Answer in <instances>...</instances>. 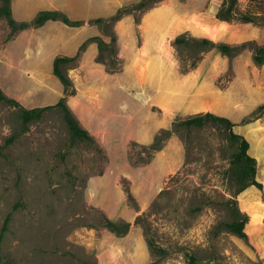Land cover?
Returning a JSON list of instances; mask_svg holds the SVG:
<instances>
[{"label": "rangeland", "instance_id": "374dc122", "mask_svg": "<svg viewBox=\"0 0 264 264\" xmlns=\"http://www.w3.org/2000/svg\"><path fill=\"white\" fill-rule=\"evenodd\" d=\"M142 1L11 0L19 22L41 10H61L85 20L73 29L52 21L13 31L0 16L6 96L26 108L65 98L71 110L84 107L90 116L91 108L108 101L110 112L129 109L157 127L149 143L130 134L106 148L94 135L74 136L60 106L25 128L21 107L0 100V233L9 216L0 264H264V193L240 191L248 180L241 177L239 139L224 124L180 123L208 111L229 117L249 140L262 173L264 61L254 54L264 45V11L247 22L251 0H238L236 15L225 21L217 14L230 0H150L138 7ZM117 14L112 23L96 21ZM112 29L116 53L105 48L100 55L89 39L111 42ZM179 36L190 41L176 44ZM204 37L235 50L226 54L193 41ZM90 42L96 52L84 58L80 48ZM78 52L62 66L73 80L66 87L52 60ZM164 148L168 174L157 185L152 177L142 183L143 167ZM147 187L152 193L142 201ZM243 213L246 237L224 225ZM108 219L130 223L128 232L118 234Z\"/></svg>", "mask_w": 264, "mask_h": 264}, {"label": "trees", "instance_id": "16d2710c", "mask_svg": "<svg viewBox=\"0 0 264 264\" xmlns=\"http://www.w3.org/2000/svg\"><path fill=\"white\" fill-rule=\"evenodd\" d=\"M150 0H143L138 7H142L146 5V3ZM156 2L157 0H153ZM238 0H230L229 5L225 10H220L217 14V17L221 20L228 21L231 18H233L236 15L235 12V6L237 4ZM264 11V0H251L250 8L247 10L246 14L243 15V18L245 21H255L253 18V13L255 12H263ZM0 16H4L7 18L10 26L12 27L13 31L17 30H24L30 27H38L44 25L49 20H60L64 22L65 24L71 25V26H81L85 23L84 20H74L68 16L65 12L61 10H41L36 15V17L31 21H21L19 22L14 16L13 11L11 8V0H4V5L0 7ZM121 18V14H117L109 19L104 18H97V22H101L104 25L108 23H112L114 21H117ZM109 33L112 34L111 36V42L107 43L102 37L95 36L91 39L96 40L99 45L100 55L104 52L105 48H111L113 52L116 53L115 46L117 43V36L115 31H110ZM196 39V38H195ZM190 41L185 36H179L175 39L176 44L181 43H188ZM196 43H201L203 46L214 48L217 47L221 50V52L230 54L235 50V47L228 44V43H217L214 40L204 37L202 39H196L194 40ZM81 50L83 49L80 48ZM80 53L74 57L70 56H57L54 59L53 63V73L60 79V81L66 86L71 87L73 85V81L69 74L65 72L62 68L64 64H67L69 62L75 61L79 57ZM254 58L258 63H262L264 61V45H258L254 54ZM112 71H116L117 69H112ZM0 100H7L12 105L20 106L22 109V120L23 125L25 128H27V125L29 122H31L34 119H39L43 112L49 108L60 106L64 110V116L69 124V127L71 131L73 132L74 136H78L82 139H94L89 131L85 128H83L80 124V121L76 118V116L73 114L71 108L66 103L65 98H61L56 105H48L43 107H34V108H26L22 107L17 99L10 98L4 94V92L0 89ZM261 111H264V105H261L259 108ZM207 122H214L219 124H224L228 131L230 136L233 139H239V152L237 153V158L240 162L243 163L241 177L244 181L248 180L240 189V191H243L250 185H255L258 188H262L263 185L261 182H259L256 179V173H257V159L252 156L249 153L250 149V142L249 140L242 134L235 132L234 126L236 125L229 117L224 115H219L214 112L208 111L205 113H200L196 115H192L185 120L181 121V124H184L188 127L196 126L201 127ZM159 143V136L156 138L154 142L155 149H158L157 144ZM243 217L234 219L232 221L225 222L224 225L233 233L237 234L240 237H246L247 232L245 230L246 223L248 221V216L243 213ZM8 222H9V216L6 218L5 223L3 225L2 231L0 233V240L3 239L4 232L8 228ZM107 224L109 227H111L113 230H115L118 234H125L128 232L130 223H124L123 225L119 224L116 221H113L111 219L107 220Z\"/></svg>", "mask_w": 264, "mask_h": 264}, {"label": "crops", "instance_id": "0c3cea01", "mask_svg": "<svg viewBox=\"0 0 264 264\" xmlns=\"http://www.w3.org/2000/svg\"><path fill=\"white\" fill-rule=\"evenodd\" d=\"M74 20H82V19H74ZM52 21L62 22L60 20H49L44 25L38 26V28H44V27L50 25L51 24L50 22H52ZM62 24L70 26L72 29L75 27H83L84 25H86V23H84L81 26H71V25L65 24L64 22H62ZM112 31H115V30L112 29ZM92 37H95V36H92ZM92 37H90L89 40L96 42L98 49H99L98 42L96 40L91 39ZM82 40H83V37L81 38V41L78 42V44H80L82 42ZM117 41H118V37H117ZM94 42H90V45H88V47L86 46V48H85V44L83 46H81V48L83 47L82 55L84 58L90 51H91L89 53L90 55H92V54L94 55V53L96 52L97 47L93 44ZM106 42L109 43L108 41H106ZM116 45H117V43H116ZM80 51H81V49H80ZM99 53H100V50H99ZM118 55H119V53H118ZM65 56L74 57V56H72V54L65 55ZM79 57H80V55H79ZM52 62L54 63V60H52ZM69 63H71V62H69ZM69 63H67V64H69ZM114 72H117V70L112 71V73H114ZM106 102L107 103H104L102 105L101 109L91 108V110H90L91 116H90V114H85L86 110H84V107L81 109L78 107H75V106L72 107V110L74 111L73 114L80 121L81 126L87 130H90L91 133L90 132L89 133L93 138H94V136L98 137V139L100 140L101 144L104 145V147L110 148L115 143L114 139L121 137L122 141H123V139L125 137H131L130 134H132V137L134 135L135 138L138 137L139 139L143 140L144 142L149 143L153 140L154 133L156 132L157 127L154 126V123H152V121L145 119V117L141 116V114H139V113L135 114L133 117L130 114L129 109L127 110L125 108H120V109L116 108L114 112H110V110H111L110 105L111 104L108 103V101H106ZM88 116H90V117H88ZM89 119H90L91 124L89 123ZM136 122H137V124H136ZM140 123H142L143 126H140ZM89 126L91 127V129H89L90 128ZM164 154L167 155V149H165V148L162 149L160 152H158L157 156L150 163H148V164H147V162L145 163L147 165L144 166L143 168L146 169V175L147 176L144 179L142 178V183H144L146 185L150 184V182L145 181V179L148 180V179H150V177H152L153 178L152 180L154 181V185H157V183H161V181L164 179L163 177L168 174L167 173L168 171H166L168 164L163 160ZM167 162L169 164L171 163V161H169V160ZM142 172H143V170H142ZM165 173H167V174H165ZM133 174H134V176H136L138 174V171L135 170L133 172ZM108 177H110V176H108ZM256 179L259 182H261L262 185L264 186V168L262 170V173H260V169H259ZM246 192L263 194L264 193V187H262V189H260L255 185H250L242 191V195L246 194ZM151 193L152 192H150L149 188H148V192L146 193V195L144 197H142V201H146L147 195H151ZM262 247H263L262 249H264V246H262Z\"/></svg>", "mask_w": 264, "mask_h": 264}, {"label": "bare ground", "instance_id": "6f19581e", "mask_svg": "<svg viewBox=\"0 0 264 264\" xmlns=\"http://www.w3.org/2000/svg\"><path fill=\"white\" fill-rule=\"evenodd\" d=\"M259 171V170H258Z\"/></svg>", "mask_w": 264, "mask_h": 264}]
</instances>
